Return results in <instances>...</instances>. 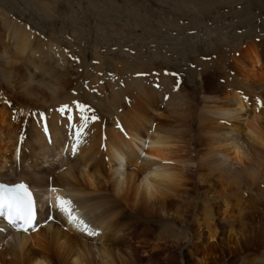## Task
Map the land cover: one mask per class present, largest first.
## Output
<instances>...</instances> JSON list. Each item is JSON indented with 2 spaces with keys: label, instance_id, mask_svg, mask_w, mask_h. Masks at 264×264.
I'll return each instance as SVG.
<instances>
[{
  "label": "rangeland",
  "instance_id": "1",
  "mask_svg": "<svg viewBox=\"0 0 264 264\" xmlns=\"http://www.w3.org/2000/svg\"><path fill=\"white\" fill-rule=\"evenodd\" d=\"M5 21L28 24L47 42L39 44L43 48L60 43L70 51L74 66L52 69L62 84L59 94L77 96L99 121L124 110V120L134 124L136 116L148 117L150 107L158 112L155 122L171 143L169 162L178 176L152 202L124 201L119 219L124 228L113 240L116 264H264V249L244 253L234 239L227 243L240 223L223 222L227 218L220 214L228 202L230 208L244 207L245 218L264 196V168L255 176L244 173L237 185L211 165L198 167L200 156L230 126L215 111L228 107L236 93L251 95L243 88L242 72L255 52L263 66H249V81L264 82V0H0V24ZM234 63L237 72L223 74L234 70ZM22 69L15 70L27 84ZM104 71L118 74L121 83L130 71V83H123L120 95L118 87L111 90ZM138 72L143 91L137 89ZM101 86L117 110L97 106ZM27 88L36 97H48L44 88ZM32 107L17 115L22 131L42 111ZM207 208L218 225L214 239L203 223Z\"/></svg>",
  "mask_w": 264,
  "mask_h": 264
},
{
  "label": "bare ground",
  "instance_id": "2",
  "mask_svg": "<svg viewBox=\"0 0 264 264\" xmlns=\"http://www.w3.org/2000/svg\"><path fill=\"white\" fill-rule=\"evenodd\" d=\"M0 26H4V33H0V180L17 182L24 179L34 185L42 223L39 230L22 233L7 229L0 220V227L6 228L0 233V264H52L53 259L57 264H116L118 254L113 248V240L124 228L119 220L124 218V201L137 203L144 198L152 202L158 198L162 187L172 185L178 176L169 162L171 143L155 122L157 115L154 112L157 111L150 107L147 118L132 115L134 124L124 120V110H119L115 118H105L106 123L102 121L107 128H103L99 120L89 122L85 130L87 135L82 136L77 155L72 157L74 137L69 135L65 117L57 109L69 105L73 110V123L78 124L74 102L79 98L62 97L59 94L60 78L52 74L53 68L65 70L74 66L70 51L60 43L41 47L39 44L47 46V42L36 36L28 24L5 21ZM18 66L23 68L27 84H23L22 77L16 72ZM249 66L253 69L263 66L258 53H253L242 72L243 88L252 96L247 95L246 101L245 96L236 93L227 100L230 102L228 107L215 111L217 116L227 119L230 126L223 130L224 138L213 142L210 151L198 160V167L211 165L237 185L244 182V173L255 176L259 167L264 168V110H257L260 108L257 98L264 102V82L255 85L249 81L253 73ZM233 69L223 74L237 72L235 63ZM150 72L153 74L155 70ZM104 73L111 90L114 92L118 87L119 95L123 83L129 84L131 80L130 71L125 72L122 83L117 73ZM136 78L137 89L143 91L142 73L138 72ZM27 85L44 88L48 97H36ZM97 92L100 94L97 106L117 110V104L106 88L101 86ZM32 106L42 110L40 113L44 114L50 128L51 143L42 130L39 113L27 123L26 129L21 130L23 124L17 115H25ZM21 132L22 139L18 135ZM47 162L51 167L46 169ZM49 186L57 191L51 192ZM56 196L72 200L75 214L99 235L90 237L59 215L54 221L44 223L46 201L50 199L55 204ZM260 199L247 210L245 218L244 207L230 208L228 202L220 213L227 218L223 222L230 223L232 219L231 223H240V229L230 230L227 243L234 239L243 247L244 253L246 249L255 252L264 249V196ZM53 214L56 215L55 208ZM247 214L249 219L245 222ZM213 219L211 208L205 209L203 223H208L205 226L209 239L218 234V225Z\"/></svg>",
  "mask_w": 264,
  "mask_h": 264
},
{
  "label": "snow or ice",
  "instance_id": "3",
  "mask_svg": "<svg viewBox=\"0 0 264 264\" xmlns=\"http://www.w3.org/2000/svg\"><path fill=\"white\" fill-rule=\"evenodd\" d=\"M167 99V97H165ZM244 99L247 101L248 97ZM257 103L260 105L259 110H264V102L257 98ZM76 113L78 114V124H74V115L72 108L65 104L61 106L57 111L65 117V127L69 131V135L74 137V143L72 144L71 153L72 157H75L78 152V147L81 144V138L87 135L85 131L89 122H95L99 120V117L94 113L89 115L90 109L87 105L74 102ZM30 116L35 113H29ZM43 123L41 124L42 130L46 136H49V126L46 122V118L43 113H39ZM120 127V125H118ZM123 131V129H121ZM22 139V132L19 133ZM49 143L51 138L49 137ZM147 147V145H145ZM21 150L20 144H17V151ZM65 151H67V145H65ZM51 192L57 191L55 187L49 186ZM53 208H55L56 215L53 214ZM75 206L73 201L67 198L56 196L55 204L49 199L46 201V207L44 209L43 220L44 223L54 221L57 215L64 217L68 224L77 228L84 234L92 237L99 235L97 232L91 230L90 226L79 216L75 214ZM0 220H2L7 229H12L17 232L29 233L39 230L41 220V207L40 201L34 197L30 186L21 183H0ZM6 230L5 227H0V233Z\"/></svg>",
  "mask_w": 264,
  "mask_h": 264
}]
</instances>
